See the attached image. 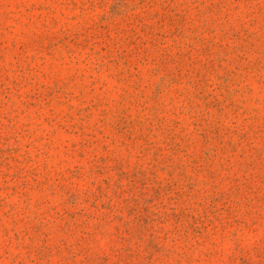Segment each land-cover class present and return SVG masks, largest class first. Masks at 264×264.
<instances>
[{"label": "rangeland", "instance_id": "1", "mask_svg": "<svg viewBox=\"0 0 264 264\" xmlns=\"http://www.w3.org/2000/svg\"><path fill=\"white\" fill-rule=\"evenodd\" d=\"M0 264H264V0H0Z\"/></svg>", "mask_w": 264, "mask_h": 264}]
</instances>
